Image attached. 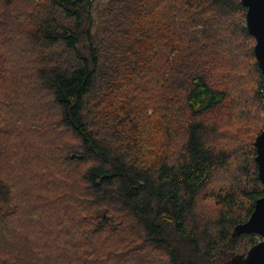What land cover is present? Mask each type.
<instances>
[{"label":"trees","instance_id":"trees-1","mask_svg":"<svg viewBox=\"0 0 264 264\" xmlns=\"http://www.w3.org/2000/svg\"><path fill=\"white\" fill-rule=\"evenodd\" d=\"M245 13L0 0V264H228L261 239L232 235L263 194Z\"/></svg>","mask_w":264,"mask_h":264},{"label":"water","instance_id":"water-1","mask_svg":"<svg viewBox=\"0 0 264 264\" xmlns=\"http://www.w3.org/2000/svg\"><path fill=\"white\" fill-rule=\"evenodd\" d=\"M246 7L245 26L255 39L253 48L256 63L261 70L264 87V0H240ZM254 157L263 194L255 201L249 217L232 229V235L255 233L261 237L245 253L232 256L228 264H264V128L255 137Z\"/></svg>","mask_w":264,"mask_h":264},{"label":"rangeland","instance_id":"rangeland-1","mask_svg":"<svg viewBox=\"0 0 264 264\" xmlns=\"http://www.w3.org/2000/svg\"><path fill=\"white\" fill-rule=\"evenodd\" d=\"M95 1H96V3H101V4L107 2V0H95ZM244 118H245V117H243V118H241V119L244 120ZM245 120H246V119H245ZM206 203H207L206 205H208V202H206ZM206 207H207V206H206ZM208 212H209V214L213 215L212 212H211V210H209Z\"/></svg>","mask_w":264,"mask_h":264}]
</instances>
